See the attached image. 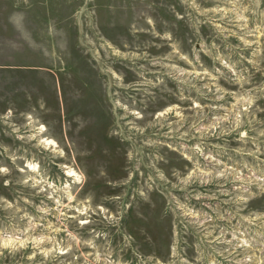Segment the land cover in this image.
<instances>
[{"label":"rangeland","instance_id":"rangeland-1","mask_svg":"<svg viewBox=\"0 0 264 264\" xmlns=\"http://www.w3.org/2000/svg\"><path fill=\"white\" fill-rule=\"evenodd\" d=\"M0 264H264V0H0Z\"/></svg>","mask_w":264,"mask_h":264},{"label":"bare ground","instance_id":"bare-ground-1","mask_svg":"<svg viewBox=\"0 0 264 264\" xmlns=\"http://www.w3.org/2000/svg\"><path fill=\"white\" fill-rule=\"evenodd\" d=\"M48 143H52L51 141H48Z\"/></svg>","mask_w":264,"mask_h":264}]
</instances>
